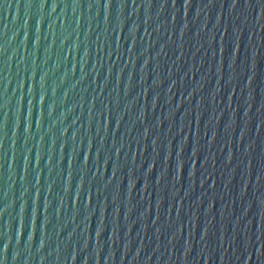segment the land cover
Returning a JSON list of instances; mask_svg holds the SVG:
<instances>
[{"label":"water","instance_id":"obj_1","mask_svg":"<svg viewBox=\"0 0 264 264\" xmlns=\"http://www.w3.org/2000/svg\"><path fill=\"white\" fill-rule=\"evenodd\" d=\"M0 264H264V0H0Z\"/></svg>","mask_w":264,"mask_h":264},{"label":"snow or ice","instance_id":"obj_2","mask_svg":"<svg viewBox=\"0 0 264 264\" xmlns=\"http://www.w3.org/2000/svg\"><path fill=\"white\" fill-rule=\"evenodd\" d=\"M234 2H235V0H234Z\"/></svg>","mask_w":264,"mask_h":264}]
</instances>
